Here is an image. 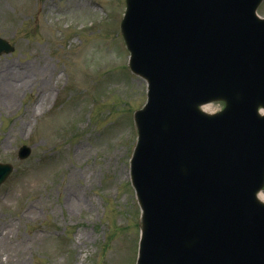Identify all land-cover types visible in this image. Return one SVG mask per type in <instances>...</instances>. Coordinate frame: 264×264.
<instances>
[{"label":"rangeland","instance_id":"obj_1","mask_svg":"<svg viewBox=\"0 0 264 264\" xmlns=\"http://www.w3.org/2000/svg\"><path fill=\"white\" fill-rule=\"evenodd\" d=\"M101 2L0 0L16 47L0 55V161L16 167L0 188V264H136L129 158L146 83L120 35L124 0ZM5 80L22 88L3 96Z\"/></svg>","mask_w":264,"mask_h":264},{"label":"water","instance_id":"obj_2","mask_svg":"<svg viewBox=\"0 0 264 264\" xmlns=\"http://www.w3.org/2000/svg\"><path fill=\"white\" fill-rule=\"evenodd\" d=\"M259 1L129 0L131 19L149 9L140 32L127 34L134 69L152 75L141 141L146 130L183 119L181 131L189 134L191 122L202 141L213 128L217 134L196 160L175 168L162 162L160 173L150 162L133 171L145 211L139 264H264V206L251 197L264 178V116L257 114L264 106V20L252 13ZM153 30L164 52L150 58ZM10 49L0 40V52ZM207 98L227 100L224 114L209 122L196 118ZM9 170L0 165V182ZM215 217L227 226L225 242L215 240Z\"/></svg>","mask_w":264,"mask_h":264},{"label":"bare ground","instance_id":"obj_3","mask_svg":"<svg viewBox=\"0 0 264 264\" xmlns=\"http://www.w3.org/2000/svg\"><path fill=\"white\" fill-rule=\"evenodd\" d=\"M16 86L22 88V85L20 83H15V82H13L11 80H5L4 83H3L2 95L6 96L9 93L10 88L12 89V88H14Z\"/></svg>","mask_w":264,"mask_h":264}]
</instances>
